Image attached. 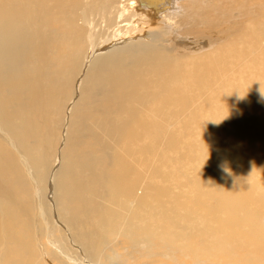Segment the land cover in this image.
<instances>
[{
	"label": "bare ground",
	"instance_id": "1",
	"mask_svg": "<svg viewBox=\"0 0 264 264\" xmlns=\"http://www.w3.org/2000/svg\"><path fill=\"white\" fill-rule=\"evenodd\" d=\"M211 6L0 0V264L264 252V11Z\"/></svg>",
	"mask_w": 264,
	"mask_h": 264
},
{
	"label": "rangeland",
	"instance_id": "2",
	"mask_svg": "<svg viewBox=\"0 0 264 264\" xmlns=\"http://www.w3.org/2000/svg\"><path fill=\"white\" fill-rule=\"evenodd\" d=\"M183 3H185V2H183ZM201 3H202V6H207L208 8L209 7L212 8L211 5L214 4L217 6L216 7L217 11L229 12L228 15L231 17L230 21L232 22V24H231L232 26L235 25L236 22H238L237 19H235L236 14H237V10L240 7H242L243 5H246L247 7H252V6L256 7V8L259 7V13L257 15V17H258L257 19H259V17L262 15V12L264 11V0H246V1L245 0H243V1H240V0H228V1H225V0H201ZM186 6L189 7L190 4H187ZM213 7H215V6H213ZM218 21H220L221 24L223 23V26L219 27V28H217V26H215L214 33H219L220 29H222L226 25V23H224L222 20H218ZM241 29L243 32L242 27H241ZM228 34H229V32L226 33L225 35H228ZM55 52H56V49H53L51 51L52 57L55 54ZM53 70L54 69H50L48 72L50 73ZM260 224H261V227L259 228V234L264 237V219L261 220ZM119 244H120L119 239H117L116 245L113 246L114 248H116V251H114V250L112 251L111 249H109L108 251L104 250L105 258L107 260V262L105 264H135V263L143 264V263H147L150 256L153 257V259L155 258L154 260H156V262H158L159 264H170V263L190 264V262H191V261H189L190 258L188 256V254L187 255H181L178 251H176L174 249H172L170 251H168V250L165 251L164 249H162V250H164V252H165L164 253V252H161L162 250H157L158 247H156L157 249H152L153 251H151L147 254H144L143 253L144 251L140 248L138 249L137 247H134L133 243L126 246L128 248H129V246L132 247L133 250L124 249V248L119 249ZM217 248L220 252L218 260L222 264H264V252L263 253L262 252L257 253L256 251L250 249V250L246 251L247 255L243 256L242 253H240L236 247L234 250H232V249L230 250L227 247L219 244ZM241 250H243V249H241ZM130 251H132V253H130ZM169 252H171V253H169ZM125 253H127V254H125ZM161 253L162 254L163 253L164 254L169 253V258H171V256H172V258H171L172 260L164 259L162 257H157L156 254L162 255ZM178 254H180V255H178ZM205 254L207 256H210V253H208L207 251H205ZM178 256H180V258ZM127 259H129V260L127 261ZM174 260L179 261V263L174 262ZM199 264H204V263L200 262Z\"/></svg>",
	"mask_w": 264,
	"mask_h": 264
}]
</instances>
